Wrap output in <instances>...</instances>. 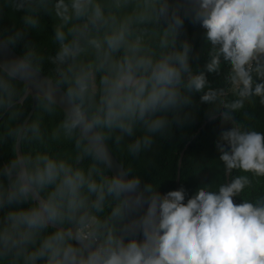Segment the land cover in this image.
<instances>
[{"label":"clouds","instance_id":"9594fccd","mask_svg":"<svg viewBox=\"0 0 264 264\" xmlns=\"http://www.w3.org/2000/svg\"><path fill=\"white\" fill-rule=\"evenodd\" d=\"M15 13L0 29V264H264V131L234 119L264 105V0H0V21ZM224 67L228 87H212ZM201 105L225 176L239 174L186 198L117 160Z\"/></svg>","mask_w":264,"mask_h":264},{"label":"trees","instance_id":"16d2710c","mask_svg":"<svg viewBox=\"0 0 264 264\" xmlns=\"http://www.w3.org/2000/svg\"><path fill=\"white\" fill-rule=\"evenodd\" d=\"M20 13L6 15L0 21V29L11 26L18 22ZM185 34L193 40L195 48L199 51L204 46L203 29L198 24H192L188 21L185 23ZM51 27L47 28L50 34ZM28 40L44 43L45 36L30 33ZM17 53L22 54L24 51L23 43L16 45L14 49ZM207 59L206 48L200 53L198 61L193 62L200 68ZM227 68H222L218 74H209L208 79L212 87H228L225 82ZM23 87V85H21ZM227 99L234 98L229 94ZM198 99V97H197ZM254 103L245 102V107L234 114V119L244 125L245 128H255L264 131V105L259 103V98H253ZM32 107V100L24 102V111L29 113ZM216 105L212 108L215 112ZM207 105H201L196 113V117L189 125L173 130L170 137H157L153 149L140 158L132 160L130 157L116 153L119 161L125 165L131 163L134 168V174L142 177V181H151L159 184V190L166 192L183 186L186 190L187 197L195 194L199 186L203 184H219L231 179V175L239 174L234 170L230 176H225L223 164L219 160V151L216 148L215 141L219 138L221 125L217 122L215 125L205 115ZM37 109L33 116L36 115ZM54 120L45 117L46 126H51ZM7 147V146H5ZM65 145H56L58 150H64ZM6 150H0V158H6L9 155ZM255 183V182H254ZM264 190L260 185H256L253 195L256 192ZM239 202V198H236Z\"/></svg>","mask_w":264,"mask_h":264},{"label":"water","instance_id":"95a60500","mask_svg":"<svg viewBox=\"0 0 264 264\" xmlns=\"http://www.w3.org/2000/svg\"><path fill=\"white\" fill-rule=\"evenodd\" d=\"M12 54H14V55H20L14 49L12 50ZM35 111H36L35 101L32 100V107H31V110H30L29 114H31L33 116V114L35 113ZM117 160H118V158H117ZM234 202H237V199L236 198L234 199Z\"/></svg>","mask_w":264,"mask_h":264}]
</instances>
